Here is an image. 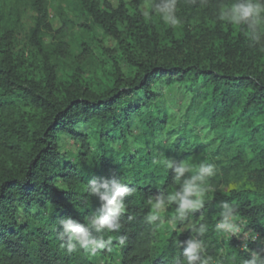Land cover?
I'll return each mask as SVG.
<instances>
[{"label": "trees", "instance_id": "1", "mask_svg": "<svg viewBox=\"0 0 264 264\" xmlns=\"http://www.w3.org/2000/svg\"><path fill=\"white\" fill-rule=\"evenodd\" d=\"M50 1L31 0L35 15L28 39L42 56V73L30 71L23 65V58H15L13 33L0 30V264H51L54 259L57 264H91L79 245L75 251H67V238L61 236L59 221L72 218L87 225L96 203L101 206L98 197L90 195L89 182L101 179H116L133 189L124 198L126 211L120 219L121 229L93 232L94 236L111 237L113 241L125 238L122 264H185L184 242L193 237L203 242L204 260L207 256L216 257L221 248L223 264H244L250 251L264 252L254 243L248 245L247 251L232 241L222 245L221 231L216 228L221 220V204L227 202L235 207L240 219L264 234V122L257 120L264 111V51L252 44L246 26L233 28L217 18L221 7L236 0H177L178 27L165 25L154 11L159 0H150L149 18L140 9L141 0L130 4L119 0L116 7L98 0H52L58 6L72 1L80 27L97 28L111 36L117 42L118 56L131 69L125 77L113 74L108 82H93L92 91L88 83L77 82L66 95L59 94L50 62L53 51L44 43V36L50 31ZM62 19L64 28L74 27L73 21L65 16ZM194 23H198L204 39L220 41L219 46L214 43L207 57L198 45ZM60 33L65 35L66 30ZM162 76L179 81L202 79L211 84L204 112L212 129L215 133L224 129L225 134L220 137L223 143L240 135L238 150L230 159H213L212 155L187 161L194 166H215V175L205 185L202 208L178 220L176 205L168 206L176 228L190 217L200 218L195 226L206 225L202 236L192 230L182 235L174 231L163 235L160 220L150 223L146 219L151 212L144 197L152 196L155 188L139 179L137 168L142 159L137 157L147 158L146 166L152 160L158 161L161 171L155 192L156 196L167 197L180 187L166 163L173 160L171 152L181 154L180 146H171L163 153L158 148L122 158L118 162L122 168L120 178L110 176V169L119 170L114 167L113 157L103 153L98 155V167H89L86 173L74 163L58 164L59 133L80 140L84 152L93 154L92 141L102 146L112 133L122 132L117 109L125 98L137 92L151 97V83ZM130 110L133 109L123 107L122 113L128 115ZM79 124L88 126L87 135L76 132ZM124 137L121 133L123 141ZM229 178L239 183L226 192L217 189ZM57 180L67 188L60 189ZM32 209H37L34 217L25 224L19 223L18 212ZM59 248L66 252L65 257H61Z\"/></svg>", "mask_w": 264, "mask_h": 264}, {"label": "rangeland", "instance_id": "2", "mask_svg": "<svg viewBox=\"0 0 264 264\" xmlns=\"http://www.w3.org/2000/svg\"><path fill=\"white\" fill-rule=\"evenodd\" d=\"M98 1L101 4L103 1H107L113 7L119 3V0ZM124 1L130 4L132 0ZM149 6L150 0L140 1V9L143 13L149 11ZM34 15L31 0H0V30L13 33L15 58H23V65L30 71L42 73V56L28 39L29 29L34 23ZM64 16L67 20L74 22L72 29L64 28L62 19ZM47 23L50 25V31L44 36V43L53 51L50 62L55 71L60 95H66L67 90L72 89V85L77 82L88 83L89 91H92L95 87V83H93L95 81L108 82L113 74H120L123 77L129 75L130 66L118 56L117 42L97 28L93 30L81 28L72 1L61 3L58 6L56 2L51 0ZM194 28L196 39H200L198 45L201 46V51H204V55L207 57V52L214 43L219 46L220 41L218 40L216 43L211 42L210 39H204L200 35L198 23H194ZM65 30V35L60 33ZM212 87L211 84L202 79L188 78L185 81H179L168 80L162 76L151 83L153 93L151 97L142 92H137L125 98L124 104L117 109L122 124V132L112 133V136L108 137L105 145L102 146H98L92 141L90 149L94 151L93 154L84 152L80 140L69 134L59 133L57 140L58 164L63 166L66 163H74L81 167L82 173H86L89 167H98V155L103 153L108 158L109 155L113 157L114 167L119 170V172H115L110 169V176L120 178L122 168L118 163L119 160L134 154L143 155L158 148L163 153L164 149L171 146H180L179 153L181 154L170 153L173 160L195 161L209 158L212 155L213 159H230L238 150L240 135L235 134L233 140L223 143L220 137L223 135L224 129L221 130L220 128L217 133L212 129L204 112L206 97L210 96ZM123 107H130L133 110H130L128 115H124L122 113ZM257 120L264 122V111L260 116H257ZM76 132L87 135L89 128L86 124H79L76 127ZM121 133L124 134L125 141L122 140ZM249 144L250 142L246 146ZM137 158L142 159V164L137 168L139 179L155 188L152 196L144 197V202L151 212L149 200L156 197L155 191L161 167L156 159L150 161V165L146 166L147 158ZM127 173L130 175L131 172ZM103 177L101 175V178ZM227 182V184H219L217 189L226 192L239 183L235 178H229ZM56 185L62 190L67 188V185L61 180H57ZM98 204L96 203V207ZM96 207L95 213L99 209ZM36 212L37 209L20 210L17 214L19 223L25 224L34 217ZM199 220L200 218L190 217L181 227L176 228L174 219L167 207L161 213L160 222L163 225V235H168L172 231L182 235L189 233L191 231L190 226L196 225ZM36 222L37 220H35ZM237 223L245 231H252L257 236L256 240L247 241V247L250 243H254L257 247L264 249V234L261 230L249 226L244 219H239ZM220 239L222 245L232 241L239 248H243L242 245L245 243L242 235L241 237L231 236L229 238L228 234L221 232ZM121 248L122 245L119 240L115 239L112 240L110 250L108 248L101 249L93 254L90 250L83 248L82 254L91 264H122ZM59 251L61 257H65L66 252L60 248ZM223 254L224 248H221L216 257L207 256L205 260L207 264H223ZM52 261L51 264H57V259Z\"/></svg>", "mask_w": 264, "mask_h": 264}, {"label": "clouds", "instance_id": "3", "mask_svg": "<svg viewBox=\"0 0 264 264\" xmlns=\"http://www.w3.org/2000/svg\"><path fill=\"white\" fill-rule=\"evenodd\" d=\"M177 0H159L154 6V11L160 16L163 23L168 26L178 27L180 20L176 16ZM145 18H149L150 13L144 11ZM220 21L227 22L233 28L246 26V35L252 44L258 45L264 51V0H236L230 6L221 7L218 17ZM167 166L174 173V178L180 182V187L167 197L157 195L155 199H150L151 213L146 219L156 222L161 219V213L170 205H176V219L184 220L190 213L203 207L208 178L215 175V166L211 163H201L194 166L187 161L175 162L166 161ZM194 172L193 175L186 176V173ZM88 191L90 195L98 197L101 206L88 220L87 225H82L72 218H64L59 221L62 229L61 236L66 237V248L68 252L76 250L77 245L90 250L93 254L97 250H110L112 238L104 239L93 235L103 232H118L121 229V216L125 213L126 207L124 198L133 191L128 185L116 179H101L99 182L92 180L89 182ZM221 220L216 225L218 231L231 236L243 237L245 243L242 247L247 251V241L256 240V234L252 231H245L237 221L240 219L233 205L227 202L221 204ZM131 219V217H129ZM174 226V225H173ZM193 232L203 235L206 225L200 224L190 226ZM121 245L125 244V238L119 240ZM185 247L182 255L185 264H207L202 259L204 252L203 242L199 239L190 238L184 242ZM244 264H264V252L250 251L249 258Z\"/></svg>", "mask_w": 264, "mask_h": 264}]
</instances>
